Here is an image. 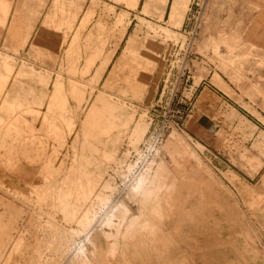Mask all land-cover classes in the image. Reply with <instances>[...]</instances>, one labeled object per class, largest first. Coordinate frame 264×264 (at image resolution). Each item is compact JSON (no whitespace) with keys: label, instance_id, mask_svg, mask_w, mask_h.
Returning <instances> with one entry per match:
<instances>
[{"label":"rangeland","instance_id":"1","mask_svg":"<svg viewBox=\"0 0 264 264\" xmlns=\"http://www.w3.org/2000/svg\"><path fill=\"white\" fill-rule=\"evenodd\" d=\"M258 10L248 0H0V264H94L90 246L125 238L126 214L153 234L148 215L174 195L224 248L231 224L234 264H264V125L223 99L216 144L193 114L202 81L248 110L243 91L259 95L264 50L245 40ZM145 36L156 47L148 63L132 56Z\"/></svg>","mask_w":264,"mask_h":264},{"label":"crops","instance_id":"2","mask_svg":"<svg viewBox=\"0 0 264 264\" xmlns=\"http://www.w3.org/2000/svg\"><path fill=\"white\" fill-rule=\"evenodd\" d=\"M248 1L264 5V0ZM245 40L250 45L264 50V14L259 17V10L249 24ZM260 72L264 76V69ZM3 75L5 73H2ZM227 85L237 95L239 94L240 90L233 88L229 82H227ZM198 89L197 106H195L193 112L194 123L199 126L198 130L200 133L210 135L216 144L223 139L224 132L219 126L220 121L214 119L213 113L215 107L220 105L223 99L229 105H233L235 110V107H241L242 109L236 111L247 119L249 118V121L264 125V83L260 84V93L254 99L247 95V92L251 93L250 88L249 91L247 89L243 91L242 101L248 105L249 110L231 98L228 93H225L214 83L210 82V79L202 81ZM0 92H3L0 98L1 106L6 98V84L0 89ZM0 179L6 182V169L2 166H0ZM193 197L196 198V196ZM166 202L162 208L163 212L161 215L149 214L147 217L155 226L153 234L148 230H142L138 223H133L139 212L126 214L125 224L121 228V233H126L125 238H122V235L116 236L115 239L105 240L102 238L99 239L96 247L90 246L89 254L93 256L91 258L93 263L234 264L236 261L234 259V245L236 242L230 223L227 224L226 229H223L226 232V238L223 236V231L221 233L223 241L226 242V248H224L225 246L218 241V233H213L208 229L203 230L202 213L187 212L188 202L185 195H174L169 197ZM242 245L245 246L246 244L243 243ZM111 247L115 249L113 255L110 252ZM243 250L245 251V249ZM246 250L248 251V249ZM242 264H245V261Z\"/></svg>","mask_w":264,"mask_h":264},{"label":"bare ground","instance_id":"3","mask_svg":"<svg viewBox=\"0 0 264 264\" xmlns=\"http://www.w3.org/2000/svg\"><path fill=\"white\" fill-rule=\"evenodd\" d=\"M69 0H64V2H68ZM76 2V1H75ZM4 8H6V11H8L9 9V6H5ZM176 8L175 6L172 7V11H175ZM16 16V15H15ZM14 16V18H15ZM57 16V13H53L50 17H49V20H51L52 18H55ZM48 20V21H49ZM122 19L117 16V19H116V23H119L121 24L122 23ZM129 24V23H128ZM128 26V25H127ZM14 26L12 25L11 28H13ZM125 30H126V27H123V29L121 30V35H124L125 33ZM154 39V38H153ZM137 40V52L135 53H132V56H133V59L135 57L136 59V56H139V58H141V61H143L142 59H144L147 63L148 61L152 58L153 54H154V51L156 50V47H155V43H153V40H150L148 38V36H145L144 38L140 39L139 37L136 39ZM155 40V39H154ZM135 41V40H134ZM135 43V42H134ZM134 50V49H133ZM150 57V58H148ZM138 58V57H137ZM137 60V59H136ZM118 66V64H117ZM149 67V66H148ZM116 68V67H115ZM146 68V67H145ZM148 70V69H146ZM113 75V74H112ZM19 80V79H18ZM129 80V79H127ZM126 80V81H127ZM81 244V243H80ZM83 254V253H82Z\"/></svg>","mask_w":264,"mask_h":264},{"label":"built area","instance_id":"4","mask_svg":"<svg viewBox=\"0 0 264 264\" xmlns=\"http://www.w3.org/2000/svg\"><path fill=\"white\" fill-rule=\"evenodd\" d=\"M149 151H150V150H147L146 153H145V155H146L145 157H146V158H147V156L149 155ZM146 158H145V159H146ZM144 162H145V160H144ZM128 183H129V182H128ZM128 183H127V184H128Z\"/></svg>","mask_w":264,"mask_h":264}]
</instances>
